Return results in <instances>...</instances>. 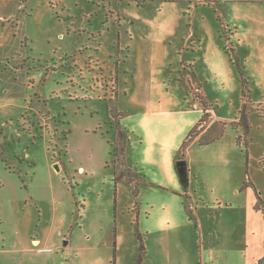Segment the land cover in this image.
<instances>
[{"label": "rangeland", "instance_id": "1", "mask_svg": "<svg viewBox=\"0 0 264 264\" xmlns=\"http://www.w3.org/2000/svg\"><path fill=\"white\" fill-rule=\"evenodd\" d=\"M115 227L117 264H264V0H0V264Z\"/></svg>", "mask_w": 264, "mask_h": 264}, {"label": "trees", "instance_id": "2", "mask_svg": "<svg viewBox=\"0 0 264 264\" xmlns=\"http://www.w3.org/2000/svg\"><path fill=\"white\" fill-rule=\"evenodd\" d=\"M233 52H235V49H233ZM203 97V96H202ZM201 99H203V98H201ZM203 101V104L205 105L207 102L203 99L202 100ZM108 108H109V111L111 112H113V115L112 116H114V117H116V114H118V112H117V110L114 108V111H115V115H114V111L113 110H111V108H110V106L108 105ZM208 114H204V116H203V120H204V118L207 116ZM220 122H222V121H220ZM221 124H227V123H225V122H222ZM232 124H242L243 126H244V128H245V131H246V134L250 131V128H251V125H250V122H249V120H248V118H247V115L245 114V113H243L242 114V117H241V121L240 122H238V123H232ZM121 134V133H120ZM224 135V130H221V132L219 133V135L216 137V138H218V137H222ZM215 138V139H216ZM201 143H203V142H201ZM237 143L240 145L241 144V139L240 138H238L237 139ZM247 151V150H246ZM248 153V152H247ZM124 158H125V154H124ZM179 160H180V158H179ZM117 162H118V160H116ZM117 170H118V168H117ZM125 173V172H124ZM124 173H122L120 176L121 177H123L124 175ZM253 185V187H255L254 186V184H252ZM117 193H118V188H117V184H116V186H115V191H114V204H115V206H116V203H117ZM259 198H260V196H258ZM84 206L82 205V208H83ZM114 233H116V227L114 228ZM116 236H115V238H114V249H113V259H112V263L113 264H117V246H116ZM144 254V253H143ZM143 254L141 255V257H140V261H142V257H143ZM262 261H263V259H262ZM261 264V263H260Z\"/></svg>", "mask_w": 264, "mask_h": 264}, {"label": "water", "instance_id": "3", "mask_svg": "<svg viewBox=\"0 0 264 264\" xmlns=\"http://www.w3.org/2000/svg\"><path fill=\"white\" fill-rule=\"evenodd\" d=\"M57 169L60 170L59 165H55ZM177 170L180 175V178L182 179L183 182L188 181V166H187V161L184 159H180L177 162Z\"/></svg>", "mask_w": 264, "mask_h": 264}, {"label": "crops", "instance_id": "4", "mask_svg": "<svg viewBox=\"0 0 264 264\" xmlns=\"http://www.w3.org/2000/svg\"><path fill=\"white\" fill-rule=\"evenodd\" d=\"M248 228H249V226H248ZM249 231H250V228H249ZM248 231V232H249ZM248 232H246V233H248ZM115 236H116V240H117V228H116V233H114V231H113V243H114V238H115ZM35 243H39L38 245H41L42 244V242H41V239H38V240H35ZM242 246V244H238V250H239V248ZM248 247V246H247ZM246 250V249H245ZM241 251V255H243V256H245V251L244 250H240ZM117 252H118V250H117ZM179 254H180V252H179ZM260 257V256H259ZM258 257V258H259ZM261 258V257H260ZM259 258V259H260ZM263 258H261V260H262ZM112 264V263H111Z\"/></svg>", "mask_w": 264, "mask_h": 264}]
</instances>
